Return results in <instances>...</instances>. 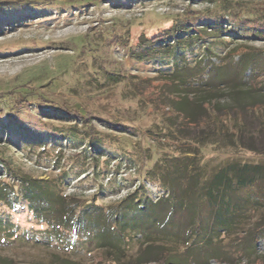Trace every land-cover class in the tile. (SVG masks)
Wrapping results in <instances>:
<instances>
[{"label": "rangeland", "instance_id": "1", "mask_svg": "<svg viewBox=\"0 0 264 264\" xmlns=\"http://www.w3.org/2000/svg\"><path fill=\"white\" fill-rule=\"evenodd\" d=\"M263 21L264 0H0V194L26 175L54 203L0 201V264H264V236H251L264 220V175L251 198L237 191L221 224L206 200L199 228L162 203L136 219L132 202L166 196L157 173L180 194L229 164L264 166ZM177 25L201 34L174 70L140 43ZM191 110L198 124L183 125ZM207 110L231 134L236 115L242 141L211 131ZM70 209L80 220L129 217L121 229L107 218L102 239L45 228Z\"/></svg>", "mask_w": 264, "mask_h": 264}, {"label": "trees", "instance_id": "2", "mask_svg": "<svg viewBox=\"0 0 264 264\" xmlns=\"http://www.w3.org/2000/svg\"><path fill=\"white\" fill-rule=\"evenodd\" d=\"M264 22V21H263ZM186 31V32H185ZM260 31V30H259ZM258 31V32H259ZM185 35L181 38L180 36ZM200 30H196L195 33L189 32L185 29L184 26L177 25L173 28L167 29L164 33L160 34L158 38L155 37V39L150 40V42L142 41L140 43L141 49L145 51L144 55L152 54V57L155 56L162 58L163 56L170 57L173 60V67L174 70L178 65L182 62L180 57V52L183 51L188 46L192 45V42L196 41L200 37ZM258 35H261L259 32ZM144 42V43H143ZM193 42V43H194ZM156 46H155V44ZM162 43V44H161ZM142 44V45H141ZM235 48L230 49L229 52L234 51ZM137 58H139L137 56ZM198 65V64H197ZM200 65V64H199ZM239 68H237V71L239 72V69H241L242 64H238ZM199 67V66H197ZM178 69V68H177ZM169 76V83L172 84H179L180 82V75L173 72H168ZM171 76V77H170ZM200 103H202L200 101ZM203 102L202 104H204ZM209 110V109H208ZM207 110V122H212L213 126L211 131H213L215 134H226V135H232L228 136L232 142L239 141L241 142L243 139V133H244V124L242 121H238L236 119V115H229V114H221V115H229L233 117L231 126L236 128L237 133L231 134L228 133L229 130H227V126H225L223 123H216V121L210 119V116L212 112L209 114ZM182 112V111H181ZM183 113V112H182ZM187 113V114H186ZM212 115L220 116L218 113H214ZM195 114L194 110L184 112L182 115V122L183 125H195L198 124V121H195L194 119ZM200 123V122H199ZM225 130L223 132L222 130ZM184 127L180 128V131H183ZM232 137V138H231ZM7 169V167H5ZM257 175H264V166L261 165H249V164H243V165H237L235 163L229 164L225 168L220 169L217 171L212 178L208 182L201 183L200 181H192L188 183V186L186 187H180L178 191H180V194L177 192V184L174 181V179L165 178L164 175H160L159 173L156 174L158 181L161 183V187L166 190V196H162L157 200L156 202H152L150 198H145L144 200H140L137 196H134V200L132 201L133 204L136 203L139 205L138 211L136 214H134V218L138 219V217L142 216V213L144 209L148 206H154L159 203H162V205H168L171 210H175L176 208H183L187 212V215L191 218V221H196V227H201V224L199 222V218L197 215V205L199 202H202L201 200H206L210 205L213 207V220L219 224L226 221L227 216L224 214L230 213L233 211V199L234 195L237 193L238 190L248 189L247 191V199L251 198V192H249V188L251 187V184L255 180ZM11 187L8 186L7 192L4 194H0V201L2 202L4 199H6L9 196L12 197L13 200H16L18 203L22 205V207L35 209L36 205H33L36 200L43 198L44 201L49 202V198L46 196L48 195V192L43 190V188L35 181V179H31L30 177L24 175V176H15L12 178L11 183H8ZM7 187V186H6ZM134 195V194H133ZM235 201V200H234ZM26 203V204H25ZM157 203V204H156ZM54 204V203H53ZM52 202H49V208L52 209L53 206ZM76 205H73V208H75ZM131 211L135 212V210L130 209ZM143 210V211H142ZM67 213V214H66ZM64 215L57 218L50 217L49 220H43L45 224V228L49 231L54 232L56 236L63 237H71L70 234H77V232H81L82 229L89 228V230H85L86 237L93 233L95 235L94 237L102 239L106 238V230L107 225H109L107 222L110 221V217H113L112 220L114 224L112 225L113 228L121 229L125 226V223L128 221V215L129 212H119L117 215H113L112 213H108L106 215L107 217L105 219L99 220L97 216L96 218L93 217V214L91 216L88 215L85 219H79L73 212V209L68 212H66ZM230 215V214H229ZM173 217V216H172ZM110 218V219H107ZM101 221H106L107 224L101 225ZM82 228V229H81ZM83 234V233H82ZM253 241L256 242L257 239L264 236V220L260 223H257L254 225L252 234H251ZM165 258V257H164ZM164 258H158L157 261L159 264H164L165 259ZM130 264H134L130 262Z\"/></svg>", "mask_w": 264, "mask_h": 264}, {"label": "bare ground", "instance_id": "3", "mask_svg": "<svg viewBox=\"0 0 264 264\" xmlns=\"http://www.w3.org/2000/svg\"><path fill=\"white\" fill-rule=\"evenodd\" d=\"M30 55V54H29ZM26 55H24V57H25ZM27 58V57H26ZM18 59V58H17ZM7 63H10L11 61H9V60H5ZM30 61V60H29Z\"/></svg>", "mask_w": 264, "mask_h": 264}]
</instances>
